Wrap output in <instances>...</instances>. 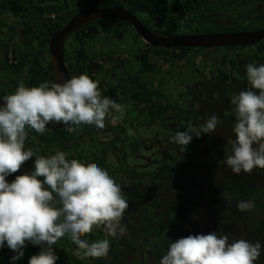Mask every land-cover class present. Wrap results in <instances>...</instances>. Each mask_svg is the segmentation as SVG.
<instances>
[{
    "label": "trees",
    "instance_id": "16d2710c",
    "mask_svg": "<svg viewBox=\"0 0 264 264\" xmlns=\"http://www.w3.org/2000/svg\"><path fill=\"white\" fill-rule=\"evenodd\" d=\"M55 2L1 0L0 10L8 11L20 22L33 17L43 19L46 23L43 38L47 41L68 21L70 15L90 7H120L131 13L142 27L154 23L157 28L156 35L171 36L180 28L176 18L184 15L188 17L202 5L201 2L194 3L192 0H174L171 2L172 8L163 0H73L75 6L71 9L64 0L57 4ZM50 15L53 17H47ZM189 18L185 22L188 26H193ZM93 22L80 26L72 33L74 41L80 47L73 54L80 60V66L88 60L95 71L101 72L103 59L98 58L95 61L97 54L82 49L87 41L94 40L99 34L98 28L91 25ZM7 43L0 44L1 49L5 48L0 69L3 73L9 71L6 63L10 53L17 64L8 74L17 76L24 66L21 62L22 53L8 48ZM255 45L256 54L260 55L257 59L261 61L264 40ZM145 47L134 58L138 70L136 75L127 80L129 95L126 97L122 96L124 88H121L119 81L116 84L109 82V79H115V71H119L125 61L120 56L104 54L108 55L110 63L109 76L107 82L101 79L98 90L101 98L112 99L123 106V117H119L117 112L106 116L103 129L95 130V135L90 138L91 145L87 153L77 145L65 150L67 159H77L84 164H97L106 169L114 181L121 185L128 201V208L121 222L131 224V221L132 232L129 236L110 238L108 255L96 259L74 256V246L66 236L62 237L54 245V252L58 257L56 264H127L128 250L137 254L132 264H159V259L167 250L169 239L174 242L178 237L206 234L216 229L229 235L231 239L260 241L261 255L254 264H264V169L253 168L249 173L241 172L236 175L222 160L224 155L230 154L226 141L233 138L231 128L234 116L230 97L238 93L237 90L248 88L245 65L238 68L234 60L223 58V63L215 65L218 68L217 71L213 69L214 75H208L203 84L189 88L187 97L178 96L171 103L161 92L160 86L154 90L152 85L145 83L139 76L146 79L148 74L162 72V63L169 62L171 67L181 60H177L178 55L190 58L191 62L192 58L187 54L190 50L173 49L170 55H166L167 52L163 53L160 47ZM103 61L106 62V58ZM27 71V87L37 86L43 81L55 82L49 60L42 63L40 58L30 57ZM80 74H85L84 69H81ZM87 76L93 80L97 78L92 74ZM16 85L14 83L8 93L13 92ZM3 96L0 89V97ZM212 114L220 120L215 132L222 133L202 134L199 139L193 136L185 150L170 142L169 137L175 132L185 131L189 124H202ZM152 127L155 129L154 133H135L137 130ZM46 130L51 136L54 135L53 142L49 141L45 146H40L29 140L26 128L25 147L32 148L36 155H42L38 153L39 147L47 149L53 144L63 145L75 134L66 128ZM218 135H222V138L219 139ZM101 136L102 139L99 138ZM15 176L13 173L12 178ZM238 200H250L253 207L246 212H240L236 208ZM201 208L204 210L205 227L198 225ZM86 236L90 241L104 238L103 232L96 228ZM38 251V246L27 244L23 257L14 264H27L28 258ZM12 255L14 253L7 247L0 248V264H9Z\"/></svg>",
    "mask_w": 264,
    "mask_h": 264
},
{
    "label": "clouds",
    "instance_id": "9594fccd",
    "mask_svg": "<svg viewBox=\"0 0 264 264\" xmlns=\"http://www.w3.org/2000/svg\"><path fill=\"white\" fill-rule=\"evenodd\" d=\"M245 76L248 88L230 97L233 138L226 141L230 154L222 158L236 175L264 169V63L245 64ZM0 101V248L14 253L9 264L23 257L29 243L39 251L27 264H56L54 245L65 236L74 246V256L106 257L110 238L126 231L121 221L128 201L121 185L101 166L67 159L66 152L58 148L54 153L36 155L25 147L26 128L38 135L49 124L62 125L69 132L82 125L101 130L106 116L123 106L101 98L98 82L85 74L31 87L18 81L15 90ZM219 123L215 114L209 115L202 124H189L169 140L185 150L193 136L199 139L202 134L215 133ZM33 157L29 171L6 179ZM252 207L250 200L236 203L240 212ZM94 228L104 238L90 241L86 234ZM261 249L260 241L231 239L216 229L178 237L174 242L169 239L159 264H254Z\"/></svg>",
    "mask_w": 264,
    "mask_h": 264
},
{
    "label": "flooded vegetation",
    "instance_id": "af4514ba",
    "mask_svg": "<svg viewBox=\"0 0 264 264\" xmlns=\"http://www.w3.org/2000/svg\"><path fill=\"white\" fill-rule=\"evenodd\" d=\"M1 1V0H0ZM165 2V0H163ZM172 3L174 0H171ZM184 1V0H183ZM200 3L201 2V8L198 10H195L194 12H191L190 15H188V17L191 18V20L193 23V26H188L185 22V20H188L187 16H183L182 18H176V21L178 23H180V28L177 30L175 35H180V36H185V35H196V34H220V33H240V32H251V31H256V30H260L264 28V0H255V2H252V7H249L248 3H244L243 0H240V12L239 14H233L232 16L227 15L225 12H221V9H225V6L219 7V5H227V4H231L233 0H192V2L194 3ZM246 1V0H244ZM263 3H260V2ZM170 2L169 8H172V4ZM244 6V7H243ZM232 6H230L229 8H231ZM252 10V13H250V11ZM166 16V15H165ZM233 17H235V19H232ZM189 18V19H190ZM28 20L29 23L33 24L32 27L35 28V31L37 30V32H39V36H35L31 35V37L29 39H26L24 36V29L21 28L19 35L17 37L19 38H24L25 42L23 41H17V43H13L14 46H11V43L8 42L7 43V47L8 48H14L16 51H21L22 53V58H21V62L23 63V68L20 72V74H18L17 76H14L12 74H8L11 73V70L14 68V66H16L17 61H14L11 58V54L9 53L7 55V63L6 66L8 67L7 73H3V71H1L0 69V89L3 91V95H7L8 90H10L13 86L14 83L17 84L18 81H23V83L26 86V82L29 79V73L27 71V67H28V61L30 59V57L33 58H40L42 63L46 62L47 60H49V56H48V50L46 47L45 42L44 41V30H45V24L44 21L42 19H37V17H33V18H28L26 19ZM28 25V28L30 27ZM236 24V27H235ZM151 25V24H150ZM201 25H205L206 29L201 31ZM149 25H146V27H143L147 30ZM31 27V28H32ZM30 28V29H31ZM31 29L32 31L34 29ZM155 30H157V28L155 27L154 23H152V29L150 28V32L155 33ZM154 31V32H153ZM156 34V33H155ZM70 38V36H69ZM71 40L73 41L74 38L73 36L71 37ZM66 41V40H65ZM65 43V42H64ZM148 46V45H146ZM256 45L254 46H248V47H225V48H192V49H188V55L192 58V60H195L197 57L198 60H211V57L208 56L209 52L210 53H216L218 50H222L223 52H226L225 55H223V52L221 56V58H224L225 60L231 59L235 61V64L238 68H240L242 65L247 64L249 61H253V63H264V54L261 56L262 60L258 61L257 58L260 57V55L256 54ZM150 48H154L151 46H148ZM156 49L158 47H155ZM146 49V47L144 48ZM201 49V51H204V53H200L197 52ZM5 48H0V64L2 63L3 60V53H4ZM100 51L99 53H96V57H95V61L98 60V58L101 59H105L106 58V62H104L102 60V71H95V68L91 65V62L88 60H85V63L83 66H80L78 64V61H80L77 57L76 54H73L74 51L70 50L69 52H67V50L65 49V52L63 51V58H64V65L68 71L69 77L71 76H78L81 73V69H84L85 75L87 74H92L93 76H100L102 78V80L105 79V81H108V76H109V68H110V63L108 62V55L104 56L105 53L109 54L107 51V49ZM171 50L173 49H168V52L166 55H170ZM175 50V49H174ZM34 52L33 55L31 54V52ZM231 51V52H229ZM176 52V51H175ZM75 53V52H74ZM100 54H103L102 57H100ZM139 54V53H138ZM256 54V55H255ZM35 55H37L36 57H34ZM217 55V53H216ZM230 55V56H229ZM255 55V56H254ZM65 56H67L68 58H65ZM76 57V58H75ZM217 59L216 65H218L221 61H220V57H215ZM120 59H123V61L128 62L130 61V59L128 57H121ZM252 59V60H251ZM243 60H246V62L243 63ZM20 62V61H19ZM213 62V61H212ZM223 63V62H221ZM162 65V67H165V69H169V65L166 63ZM161 67V69H162ZM244 67V66H243ZM94 68V69H93ZM218 68V67H217ZM217 68H215L214 66H211V68L208 69V71H206L205 73L203 72V70L199 71L198 69H195L194 66H192L191 69L193 71H195V74H199L197 75L199 78L196 82H193L192 86H188V90L187 92H189V88L191 87H195L198 84H203L204 80L207 79L208 75H212L214 73L213 69L215 71H217ZM105 72V73H104ZM213 72V73H212ZM157 73H153V74H148V77L145 79L143 78L145 81V83H148L149 85H152V78L150 77V75H154ZM214 75V74H213ZM139 78H142L139 76ZM149 78L150 81H148L147 79ZM241 79V78H240ZM155 85L156 87L159 84V81L156 82L155 81ZM191 85V84H190ZM17 86V85H16ZM16 88V87H15ZM15 90V89H13ZM237 92H239L237 90ZM83 126V125H82ZM85 126V125H84ZM88 128V131L91 133H94L93 131H95L96 129H94L91 126H85ZM84 127V128H85ZM28 130V138L30 141L40 145V146H45L49 141H52V135L49 131H45L43 134L38 135L36 134L33 130H31L30 128H27ZM215 133H222L220 132H215ZM88 136V135H87ZM74 137H71L70 139H73ZM53 142V141H52ZM65 142V141H63ZM65 143H68L65 142ZM59 146H57L56 144H53L52 147H49L47 149H43L42 147H39V151L38 153L40 154H50V153H54V151L57 148H61L60 150L65 151V149L62 148V144H58ZM64 145V143H63ZM33 158H30L27 162V165L31 166V162L33 161ZM23 165V164H22ZM12 177V174L9 176ZM8 178V177H7Z\"/></svg>",
    "mask_w": 264,
    "mask_h": 264
},
{
    "label": "rangeland",
    "instance_id": "374dc122",
    "mask_svg": "<svg viewBox=\"0 0 264 264\" xmlns=\"http://www.w3.org/2000/svg\"><path fill=\"white\" fill-rule=\"evenodd\" d=\"M55 1L56 2L54 4H57L59 1L62 2L63 0H59V1L55 0ZM64 1L69 5V8L71 9L74 8L73 0H64ZM170 2L172 1L165 0V3L167 4V6L170 5ZM231 2H232L231 4L219 5V7L225 6L224 7L225 9L222 8L221 12H225L227 15H230V16H232L234 13L236 15L241 13L240 12L241 8L239 5L240 0H233ZM243 2L248 3L249 7H252L251 6L252 2H255V0H246V1L243 0ZM260 3H263V2L261 1ZM230 6L232 7L229 8ZM250 13H252V10L250 11ZM47 17H51V16H47ZM232 19H235V17H233ZM15 21L16 19H14L8 11L0 10V44H2L3 42L4 43L10 42L11 46L12 45L14 46L13 43L16 44L17 41L19 40L25 42L24 38L17 37L19 35L21 28L24 29V34H25L24 37L26 39H29L32 33L35 36H39V32H37V30L35 31V28L32 27L33 24L29 23L28 20H23L22 22L18 24H16ZM28 23L30 26L29 28L27 25ZM91 25L96 26L98 28L99 34L94 40L87 41L82 46V49L84 50L86 49L87 52L91 54L99 53L100 49H103V50L107 49L106 52L110 54H114V55L121 56V57H128L130 59V61L125 62V65L120 70L118 69L119 70L117 71L118 73L115 71V79H109V82L112 84H116L118 81L119 83H121L120 85L121 88H124L122 96L126 97L127 95H129V92L127 91V88H129L127 80L131 79V76L136 75V72L138 70L137 62L134 60V58L136 55H138L140 51H142L145 48V45L147 44H145V42L136 34L133 28L125 22L118 21V20H99L97 22H93V24ZM31 27L34 29L33 31L31 30L32 29ZM200 27H201V31L206 29L205 25H201ZM235 27H236V24H235ZM150 28L152 29V24L148 26L147 30H150ZM72 36L74 37V34H72ZM71 37L66 38V41L63 45L64 52H65V49L67 50V52H69L70 50L75 52L78 48H80L79 45L76 44V41L71 40ZM161 51L165 53V52H168V49L161 48ZM197 52L204 53V51H201V49ZM221 52L223 51L218 50L216 52L217 55L216 53L209 52L208 56L211 57V60H207V61L198 60L197 59L198 57H197L195 60H191L190 62L189 61L190 58L188 57L185 58L182 55H178L176 57L177 60L181 59L180 61H178L179 65L178 63L175 62L177 65L176 64L172 65L171 67H169L168 70L165 69V67H162V72L154 74V75H150V77L152 78V82H153L151 83L153 89L157 90V87L160 86L161 92L167 97V101L171 103L177 100L178 96L187 97V95L189 94V92H187L188 86H192L193 82H196L199 78L197 76L199 74H195V71L188 69V68L189 67L191 68V66H194L195 69H198L199 71L203 70V72L205 73L206 71H208L209 68H211V66H214L216 65V63H218L216 62L217 59L215 57L217 56L220 57V61L223 60L221 56L225 55L226 52H223V55ZM33 53L34 52L32 51L31 54L33 55ZM36 56L37 55H35L34 57ZM65 58H68V57L65 56ZM166 64L170 65L169 62H167ZM162 65L165 66V64L163 63ZM116 75H118V77ZM101 79L102 78L100 76H97V78L95 79V81L98 82V86L101 83ZM141 80H144V79L141 78ZM147 80L150 81L149 78ZM155 81L156 82L160 81V84L157 87L155 85L156 84ZM123 112L124 111L122 109L121 111L117 112L118 116L123 117ZM84 127L85 126L83 125L77 131H74L75 132V134L73 135L74 138L68 141V143H65L64 145H62V148L67 150V148H71L77 145L79 146V148L81 147L80 150L84 149L85 153H87L89 150L88 147H90L91 145L89 140L91 137L95 135V131H93L94 133H91L88 131L87 127L85 128ZM143 132L154 133L155 129L153 127L142 129V130L140 129V130H137L135 133L141 134ZM218 136H220L219 139L222 138L221 137L222 135H218ZM107 137L108 136L106 135V138ZM99 138L102 139L103 137L101 136ZM30 169L31 168H29V165H27V162H24L21 168L17 170L18 175L24 172H27ZM17 172L14 174L17 175ZM6 179L11 181L13 178L8 177ZM130 223L131 224L122 223L126 228V231L123 235L129 236L131 234L132 232L131 227L133 226V223L131 221ZM198 225L205 227L203 208H201L200 210V217L198 219ZM188 228L189 227H187V229ZM136 257H137V254L134 251L128 250L127 255H126L127 264H132L134 260L136 259Z\"/></svg>",
    "mask_w": 264,
    "mask_h": 264
},
{
    "label": "water",
    "instance_id": "95a60500",
    "mask_svg": "<svg viewBox=\"0 0 264 264\" xmlns=\"http://www.w3.org/2000/svg\"><path fill=\"white\" fill-rule=\"evenodd\" d=\"M99 20H118L129 24L136 34L151 47L163 49L225 48L254 46L264 40V28L251 32L158 36L141 26L137 19L120 7L100 9L90 7L70 15L67 23L54 32L47 41L49 62L55 82L69 77L64 65L63 45L65 39L80 26ZM3 101H0L2 104ZM46 129H64L62 125H46Z\"/></svg>",
    "mask_w": 264,
    "mask_h": 264
}]
</instances>
